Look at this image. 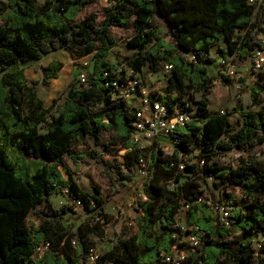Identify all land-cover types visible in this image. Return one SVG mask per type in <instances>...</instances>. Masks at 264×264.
<instances>
[{
  "label": "trees",
  "instance_id": "obj_1",
  "mask_svg": "<svg viewBox=\"0 0 264 264\" xmlns=\"http://www.w3.org/2000/svg\"><path fill=\"white\" fill-rule=\"evenodd\" d=\"M95 1L0 0V264H170L164 258L177 244L174 234L184 235L176 221L185 205L186 222L200 244L189 249L184 264H264V247L256 250L252 244L254 237L264 234V109L240 111V126L230 133L228 113H210L205 99L198 101L194 112L182 97L194 87L210 93L217 77L209 64L215 62L211 52L218 43L224 41L231 53L251 59L263 30L264 0H109L102 19L96 13L78 18ZM154 17L165 23L171 41L158 37L161 30L153 24ZM125 25L134 28L127 43L138 54L122 67L108 59L116 45L110 28ZM60 49L80 58L91 56L87 83L77 79L63 103L55 100L45 107L38 82H29L24 66ZM219 50L222 63L229 52ZM193 52L207 55L192 62L186 56ZM158 58L164 60L163 66L173 64L166 94L160 98L170 110L192 115L167 140L179 139L172 154L157 141L146 151L132 147L135 109L129 100L116 96L111 83L118 69L124 76L132 69L129 78L144 80L143 64L149 60L154 68ZM62 68L58 60L42 67L43 84L57 79ZM245 88L257 103L264 95V74ZM54 108L57 115L50 114ZM102 131L113 132L127 149L115 171L122 186L134 181L132 172L141 156L149 171L135 227L105 245L91 263L88 237L106 214V199L99 187L94 192L79 187L66 158L80 162L89 154L76 147L86 137L99 140ZM255 148H260V158L250 155ZM233 150L240 151L236 166L214 161L215 155ZM209 177L216 178L213 185L219 190L242 188L247 202L236 207L229 193L223 203L212 197L213 205L203 201L202 186ZM64 190L80 199L88 214L76 229L68 217L74 212L71 205L40 208L52 194ZM221 204L230 206L227 223L215 209ZM32 209L38 226L28 221ZM46 242L43 256L35 258L36 247Z\"/></svg>",
  "mask_w": 264,
  "mask_h": 264
},
{
  "label": "rangeland",
  "instance_id": "obj_2",
  "mask_svg": "<svg viewBox=\"0 0 264 264\" xmlns=\"http://www.w3.org/2000/svg\"><path fill=\"white\" fill-rule=\"evenodd\" d=\"M105 7V0H96L80 12L78 18H83L90 13H96L98 18L102 19ZM152 22L161 30L158 37L165 42L171 41L165 23L158 17H154ZM261 26L263 30L258 35L260 39L264 37V18ZM133 34L134 28L131 25L113 26L110 28V35L116 41V45L108 57L111 62L124 67L131 58L137 57L138 51L131 48L127 43ZM219 48H223L229 52L224 56L226 60L225 64L220 63V57L223 54ZM211 54L215 58V62L210 63L209 68L217 79L213 82L214 85L210 93L203 94L197 87H194L188 90L186 94H183L182 97L190 101L194 112L197 109L200 99L206 100L208 104L207 109L210 113L225 110L229 116L231 133L236 131L240 126V111L264 109V95L261 94L258 102L253 103L249 91L245 88V84L248 86L253 85L258 80L259 74L252 70L251 59L249 57L241 56L237 52L231 53L224 41L215 45ZM88 59L91 62V58L89 57ZM53 60L61 61L63 68L59 72L57 79H52L48 84H43L42 67ZM83 61L84 59L76 57L72 51L60 49L45 56L42 60L28 62L24 66V70L29 82H38V96L44 99L45 107H50L55 100H57V105L64 102L72 83L78 79L77 73ZM150 63L149 60H146L142 67L144 83L150 90L164 95L166 94V87L170 75L163 69L164 60L158 58V64L154 68L150 67ZM227 66L232 69L233 77L228 78V81H224L223 69ZM173 95H178V93L173 91ZM50 114L57 115L56 108ZM45 129L46 124H42L41 131H45ZM122 144L123 142L118 140L113 132L102 131L99 140L86 137L83 144H79L76 147L77 149L86 151L89 154L88 156L77 163H74L70 158H66V163L74 172L75 180L79 187L90 192H94V188L99 187L101 194L106 199V214L102 219L98 220L96 231L88 237L92 243V250L95 255H101L104 252L105 245H112L113 241L119 236H123L135 227V218L139 215L140 211L139 202L145 199L142 193V185L145 180L144 176L139 174L133 176L134 181H124L126 183L125 186L120 184V180L117 177L115 171L122 161ZM163 149L166 154L173 153V148L170 144H167ZM239 155L240 151L238 150L221 152L215 155L214 161H217L224 167H234L239 162ZM250 155L260 158L263 154L260 148H255ZM215 181V177H209L208 183L202 186L203 201L211 202L213 205L212 197L223 203L229 199L227 196V193H229L234 197L236 207L247 202L242 188L228 186L225 191L219 190L213 185ZM73 200L69 192L64 190L52 194L48 202L41 204L40 208H45L47 204H50L55 209H59L64 205H71L74 212L68 215V217L76 229L81 223L87 221L88 214L85 212L82 203L74 202ZM178 218L184 222L183 224L187 232H191L192 227L186 222L185 208L180 210ZM28 221L30 224L35 221V226L39 225L40 222L39 220L37 221L34 209L28 214ZM183 239L187 248V237ZM258 243H261L262 247H264V234H260L252 240L254 246Z\"/></svg>",
  "mask_w": 264,
  "mask_h": 264
},
{
  "label": "built area",
  "instance_id": "obj_3",
  "mask_svg": "<svg viewBox=\"0 0 264 264\" xmlns=\"http://www.w3.org/2000/svg\"><path fill=\"white\" fill-rule=\"evenodd\" d=\"M250 3L256 2V0H249ZM106 7L110 4L109 0H105ZM105 7V8H106ZM258 45L252 52L251 56V68L258 74H264V37L260 39L257 36ZM207 54L189 53L186 58L189 61L197 62L198 58H204ZM89 57H83L84 61L80 69L78 70L77 76L81 84L87 83L88 67L90 65ZM91 58V57H90ZM222 63H226L222 59ZM165 72L170 73L173 69V64L166 62L163 66ZM133 73V70L128 71L127 76L123 75L121 69L117 70V76L114 77L111 82L115 89H117V97H123L129 100L132 107L135 109V119L133 120V129L130 133V144L132 147L139 149L140 151H146L147 148L151 147L155 141L160 142V146L163 149L167 144H170L173 151L176 149V143L179 142L178 138L170 139L171 135L177 130L178 127L185 125L188 121L192 119V115L189 112L181 111L178 108L170 110L168 103L163 101L160 97V93L157 91L150 90L147 85H145L144 80L139 78H129V75ZM224 74L226 78L233 77V71L228 66L224 69ZM134 101V103H132ZM221 114L225 113V110H219ZM165 140V141H164ZM127 149H123L124 153ZM164 150V149H163ZM165 151V150H164ZM181 170L185 169V162L181 161L179 164ZM148 163L143 156H141L137 162L134 169L133 176L137 174L144 176L148 175ZM68 191V190H65ZM200 198L198 201H201ZM74 202L81 203L80 199H74ZM185 209L188 205H185ZM216 211L220 215L221 221L227 223L230 217V206L221 204L215 206ZM176 226L184 231V235L174 234L177 239V244L174 245L172 253L165 256V260L170 264H184L188 256L189 249L193 250L199 246L200 240L198 236L192 232H187V229L181 220L176 221ZM184 237H187L188 245L186 248ZM73 244H76L73 240ZM261 243L255 245L256 250L261 249ZM49 247V243H41L36 247L35 258H40L43 256L46 249ZM98 255H95L92 250V254L89 257L91 263H94Z\"/></svg>",
  "mask_w": 264,
  "mask_h": 264
},
{
  "label": "crops",
  "instance_id": "obj_4",
  "mask_svg": "<svg viewBox=\"0 0 264 264\" xmlns=\"http://www.w3.org/2000/svg\"><path fill=\"white\" fill-rule=\"evenodd\" d=\"M87 57H91V56H87Z\"/></svg>",
  "mask_w": 264,
  "mask_h": 264
}]
</instances>
